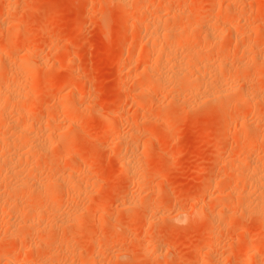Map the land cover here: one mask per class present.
I'll return each mask as SVG.
<instances>
[{
	"label": "rangeland",
	"instance_id": "obj_1",
	"mask_svg": "<svg viewBox=\"0 0 264 264\" xmlns=\"http://www.w3.org/2000/svg\"><path fill=\"white\" fill-rule=\"evenodd\" d=\"M159 22L186 36L170 57L223 60L204 75L232 84L220 102L202 75L160 82L167 42L146 47ZM14 77L0 97V264H264V223L245 209L257 193L239 175L264 160V0H0V85Z\"/></svg>",
	"mask_w": 264,
	"mask_h": 264
},
{
	"label": "bare ground",
	"instance_id": "obj_2",
	"mask_svg": "<svg viewBox=\"0 0 264 264\" xmlns=\"http://www.w3.org/2000/svg\"><path fill=\"white\" fill-rule=\"evenodd\" d=\"M129 1V0H128ZM120 2H121V4L122 5H126L127 4V0H120ZM139 9V8H138ZM164 19V18H163ZM166 21V19L163 21V22H165ZM167 21H169V20H167ZM166 21V22H167ZM163 22H159V23H162V25H160V27H158L159 26V24L158 23H154V24H158V26H157V30H155L154 31V33H151L152 34V38L150 39V40H148L147 42H146V44H147V48H148V51H152V49H153V51L155 50V49H157V48H155L157 45H158V43H160V38H161V40L162 41H164V40H166L165 42H167L166 43V45L163 47L162 45V53L161 52H159L161 55H163V56H166V57H168L166 60H165V62H162L161 63V65H160V68L158 69V74H157V76H159L158 77V79H161L160 80V82L162 81V84H163V82H166V80L167 81H169L170 82V85H174L173 87H177V84L179 83V82H181V85H182V81L184 82L185 80H186V82H188V81H190L191 79H195V78H199L201 75L204 77V75H205V71L206 70H208V69H212V70H218V69H221L222 67H223V60H221L220 59V61H212V59H211V61L212 62H210V61H208V58L206 59H204L203 58V56H201V55H199L198 53H196V52H198V51H194V53H191V54H184V55H180L179 57H176L175 56V54L173 55L172 54V56L170 57L169 55H171V53L174 51L173 49V51L171 50V47L173 46V45H176V44H178V43H181L182 42V40L184 39V38H186V36L185 35H182V34H176V35H173V34H171V33H169V31H170V26L166 23V24H164ZM197 22V21H196ZM164 24V25H163ZM199 23H197V24H194V25H192L193 27H191L190 26V28H194L195 29V27L198 25ZM14 25V24H13ZM16 25H18V24H15L14 26H16ZM156 26V25H155ZM200 26V25H199ZM18 26H16V30L18 29L17 28ZM21 27V26H20ZM151 27V26H150ZM154 27V26H153ZM148 28V27H147ZM197 28V27H196ZM199 28V27H198ZM149 29V28H148ZM191 30V29H190ZM171 31H172V29H171ZM192 31V30H191ZM153 32V31H152ZM216 33H218V32H216ZM213 34V33H212ZM211 33H210V35L211 36H214L213 38H216L215 37V34L214 35H212ZM210 35H208V36H210ZM151 36V35H150ZM220 37V36H219ZM208 38V37H207ZM212 38V39H213ZM217 38H218V36H217ZM208 40H209V38H208ZM211 40V39H210ZM210 40L208 41V42H210ZM217 40V39H216ZM215 40V43H213V44H215V48H214V50H216V46H218L217 45V43L219 42V40H218V42ZM207 41V40H206ZM211 41H214V40H211ZM217 42V43H216ZM208 44H210V43H208ZM212 43L209 45L211 48H213L214 47V45H213ZM204 45H205V43H204ZM178 46V45H177ZM220 46V45H219ZM160 48V47H159ZM206 48H209L208 47V45L206 44ZM210 48V49H211ZM175 49V48H174ZM196 49V48H195ZM199 49V48H198ZM147 50V49H146ZM161 50H159V51H161ZM197 50V49H196ZM213 50V51H214ZM8 51V50H7ZM172 51V52H171ZM219 51V50H218ZM205 55V54H204ZM178 56V55H177ZM158 57L160 58V55L158 54ZM122 59V58H121ZM218 59V58H217ZM163 61V60H162ZM4 63V62H3ZM192 63V65H191V67L190 68H186V65H189V64H191ZM28 65V64H27ZM29 66V65H28ZM27 67V66H26ZM26 67H24V72H25V70H28V71H26V73L27 72H29V73H31V71L32 70H30L29 69V67L27 68V69H25ZM30 67H31V65H30ZM224 68H225V66H224ZM33 69V68H32ZM157 69V68H156ZM220 71V70H219ZM223 72H225L224 71V69H223ZM28 73V74H29ZM156 73V72H155ZM226 73V72H225ZM228 73V72H227ZM16 74H18V73H16ZM207 74V73H206ZM222 74V73H221ZM220 74V75H221ZM238 74V73H237ZM237 74H235V73H232V74H230L229 76V78H230V80L232 79L233 81H235L236 80V76H238ZM14 75V74H13ZM12 75V76H13ZM18 75H20V74H18ZM17 75V76H18ZM223 75V74H222ZM221 75V76H222ZM225 75V74H224ZM29 76H32L31 74L29 75ZM208 76V75H207ZM207 76H205L204 77V80L202 81V83H201V86H202V84H203V82H204V85H203V87H205V85L207 86V85H210L211 84V95H209V98H208V100H210V101H212V102H220L221 101V99L223 98V97H225V95L227 94V92H229L230 91V89H231V86L230 85H232V84H229L230 83V81H228V82H224V77H223V79H222V77L220 78V80H216V81H210L209 79H208V77ZM13 78V77H12ZM11 78V81H5V84H1L0 85V97L2 96V95H5L6 94V92L8 91V88H11V87H15L16 88V83H14V80H16L17 79V77H16V79H15V77H14V79H12ZM21 78V77H20ZM227 78V77H226ZM19 79V78H18ZM22 80H23V78H21ZM20 79V84H21V80ZM28 79V78H27ZM203 79V78H202ZM7 80V79H6ZM8 80H9V78H8ZM13 80V81H12ZM29 80V79H28ZM4 81V80H3ZM16 81H18V80H16ZM233 81H231V82H233ZM159 82V83H160ZM18 83V82H17ZM22 83H23V81H22ZM168 83V82H167ZM169 84V83H168ZM187 84V83H186ZM21 85H23V84H21ZM167 85V84H166ZM184 85H185V82H184ZM183 85V86H184ZM20 86V85H19ZM171 86V87H172ZM178 86H179V84H178ZM189 86V85H188ZM200 86V87H201ZM17 87H18V85H17ZM172 87V88H173ZM180 87V86H179ZM179 87L177 88V89H179ZM184 87H186V86H184ZM233 87V86H232ZM48 88H50V87H48ZM47 88V89H48ZM181 88V87H180ZM19 89V88H18ZM175 89V88H174ZM185 89V88H184ZM189 89V88H188ZM210 89V88H209ZM16 90V89H15ZM21 90H22V87H21ZM12 92H13V90H11ZM22 91H24L25 92V90H22ZM47 91V90H46ZM45 91V92H46ZM49 91V90H48ZM232 91V90H231ZM230 91V92H231ZM248 91H251V90H248ZM253 91V90H252ZM251 91V94L253 93ZM15 92V91H14ZM14 92H13V94H14ZM23 92V93H24ZM34 92H35V89H34ZM33 92V93H34ZM36 92H37V90H36ZM17 92H15V94H16ZM22 93V92H21ZM26 93V92H25ZM143 93V92H142ZM250 93V92H249ZM249 93H247V95H249ZM11 95L12 96V100H14V101H17V99H18V97H19V92H18V94L17 95ZM46 94H48L47 92H46ZM253 94H255V90H254V93ZM22 95V94H21ZM143 95V94H142ZM245 96V95H244ZM251 96L252 95H250V97H248V100H250V99H252L251 98ZM254 96V95H253ZM252 96V97H253ZM21 99V98H20ZM11 102V101H10ZM12 105H13V103H12ZM34 105H36V101H33V102H31L30 103V108H32V107H34ZM141 105V104H140ZM139 105V106H140ZM38 106V105H37ZM15 107V106H14ZM71 107V106H70ZM73 108V107H72ZM68 110H70V108L68 109ZM69 113H70V111H68ZM74 112V111H73ZM25 114V113H24ZM28 114V113H27ZM30 120V119H29ZM54 121H56V120H54ZM25 122V121H24ZM50 122V121H49ZM26 123V122H25ZM47 123V122H46ZM245 123H247V122H244V121H241L240 122V124L241 125H243V127H244V125H246ZM53 124V123H52ZM26 125V124H25ZM54 125V124H53ZM57 125V124H56ZM53 127H55V125L53 126ZM52 127V128H53ZM8 128V127H7ZM242 129V128H241ZM18 130V129H17ZM54 130V129H53ZM27 131V130H26ZM25 131V128H21L20 127V129L18 130V135H20V136H18L17 135V137H18V140L20 139L19 137H24V135H26L27 134V136H28V133ZM12 132V131H11ZM242 132V131H241ZM10 133V132H9ZM13 133V132H12ZM16 135V134H15ZM30 135V134H29ZM37 135V134H36ZM35 134H34V136H36ZM12 137V136H11ZM37 137V136H36ZM1 138V137H0ZM33 138H35V137H33ZM17 139V138H16ZM15 139V140H16ZM3 140L5 141L6 139L3 137V138H1V141L0 142H2L3 143ZM22 140V139H21ZM26 140V139H25ZM24 140V141H25ZM31 141V140H30ZM49 141V140H48ZM16 142V141H15ZM21 142V141H20ZM2 143H0V150H2ZM34 143V142H33ZM23 144V143H22ZM37 144V143H36ZM14 145H15V143H14ZM35 145L34 144H32V141H31V143L28 141V139L26 140V144H25V148H24V150L22 149V152H24V153H31V151L33 152V147H34ZM36 147V146H35ZM6 148V147H5ZM40 148V147H39ZM38 148V149H39ZM45 148V147H44ZM242 148H243V145H242ZM15 149V148H14ZM18 149V148H17ZM36 149V148H35ZM34 149V150H35ZM41 149H42V147H41ZM40 149V150H41ZM43 150V149H42ZM17 151V150H16ZM15 151V152H16ZM18 152V151H17ZM40 152H42V151H40ZM70 153L72 152V151H69ZM20 154H21V152H19ZM136 153V152H135ZM138 154V153H137ZM15 155V154H14ZM133 156H134V158H136L137 156L134 154V152H133ZM132 156V157H133ZM136 156V157H135ZM20 157V156H19ZM131 157V156H130ZM139 158V157H138ZM125 162V161H124ZM127 162V161H126ZM130 162V161H129ZM128 162V163H129ZM262 162H264V160H262ZM260 163V164H262L263 165V163ZM128 163H124L123 164V166H122V168L123 169H121L122 170V173H126V169L128 168V166H129V164ZM128 165V166H127ZM262 165H258V167H257V165H254V166H256L255 168L254 167H252V169H247V171L246 172H244V173H242V174H240L239 173V175H241L242 176V178H245V179H248V181H249V185H250V187L252 188V190H251V188H249L251 191H253V189L256 191L255 193H257V196H254L255 198H253V199H251V203L249 204L248 202H246L245 201V204L246 203H248L249 205L248 206H246L247 208H245V209H250V210H252V211H254L255 213L257 212L258 214H260V216H261V218H262V222L264 223V165L262 166ZM131 166V165H130ZM129 166V167H130ZM261 166V167H260ZM262 168V169H261ZM129 169V168H128ZM32 181V180H31ZM30 181V182H31ZM15 185H12L13 187L12 188H14L15 187V189L16 188H18V187H24V186H26V185H28L29 183L26 181V180H24V179H22V180H18L17 182H15L14 183ZM11 187V186H10ZM45 187V186H44ZM40 191V190H39ZM43 191V190H42ZM40 193H41V191H40ZM232 193V192H231ZM233 194V193H232ZM244 194H246V193H244ZM244 194H241V193H239V195H244ZM245 197H246V195H245ZM247 197H248V194H247ZM242 198V197H241ZM244 198V197H243ZM239 199V198H238ZM250 199V198H249ZM250 201V200H249ZM244 204V203H243ZM247 212H249V211H247ZM35 218L34 217H31L29 220H31V221H33ZM81 222V221H80ZM80 222H76V226L74 227V229H73V231H77L79 228H80V225L82 224V223H80ZM19 223V222H18ZM259 233V232H258ZM264 234V233H263ZM262 234V235H263ZM257 235V234H256ZM255 235V236H256ZM258 236H261V234L259 233V235ZM87 262V261H86ZM94 262H91L90 264H93ZM51 264V263H50Z\"/></svg>",
	"mask_w": 264,
	"mask_h": 264
}]
</instances>
